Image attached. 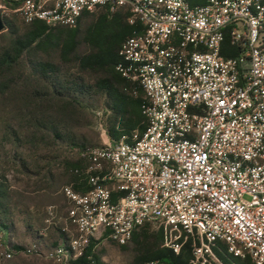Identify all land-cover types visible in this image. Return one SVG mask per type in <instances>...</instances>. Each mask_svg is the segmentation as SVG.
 <instances>
[{"label":"built area","instance_id":"2783aa9c","mask_svg":"<svg viewBox=\"0 0 264 264\" xmlns=\"http://www.w3.org/2000/svg\"><path fill=\"white\" fill-rule=\"evenodd\" d=\"M100 8L129 13L118 69L143 88L148 126L90 152L92 191L63 189L76 234L50 256L70 264L101 231L126 246L152 225L177 255L192 242L189 264H264V0H0L49 26Z\"/></svg>","mask_w":264,"mask_h":264},{"label":"trees","instance_id":"16d2710c","mask_svg":"<svg viewBox=\"0 0 264 264\" xmlns=\"http://www.w3.org/2000/svg\"><path fill=\"white\" fill-rule=\"evenodd\" d=\"M2 17L0 161L9 164L10 159L13 165L20 162L13 167L18 174L35 180L46 177L53 185L59 179L54 167L57 164L63 170V180L79 183L82 194L91 192L88 170L90 152L96 147L80 130L89 125L91 112H104L108 136L116 143L123 137L131 141L136 130L146 131L148 126L143 88L118 69L125 62L124 43L135 30L128 23L129 13L120 10L113 14L100 8L92 14L84 13L76 27L49 26L43 21L27 23L22 17L21 21L5 14ZM223 55H239L229 38L223 43ZM8 146L14 147L12 157L6 153ZM19 150H26L28 156ZM41 159L51 165H41ZM7 174V169L0 171V231L4 233L13 216V192ZM68 218L60 230L64 243L51 250L68 247L76 234L72 225L70 232L65 231ZM98 244L93 238L85 254L70 264H110ZM130 246L134 258L125 264H189L192 259L191 241L177 255L164 247L163 232L152 225L138 229L131 242L120 247L126 251ZM11 247L15 252L26 249ZM221 259L232 264L228 258Z\"/></svg>","mask_w":264,"mask_h":264},{"label":"crops","instance_id":"0c3cea01","mask_svg":"<svg viewBox=\"0 0 264 264\" xmlns=\"http://www.w3.org/2000/svg\"><path fill=\"white\" fill-rule=\"evenodd\" d=\"M144 132L143 128L136 130V133L142 134ZM109 140L110 145L116 144L110 137ZM121 141L131 142L125 137L119 142ZM27 180L28 182L24 183L23 186H12L13 216L6 224V234H9V237L17 238L19 242L27 241L29 243L39 244L42 249H52L57 245H62L64 243V238L60 232H56L55 229H50L46 234L42 233V231L48 228L46 225L49 217L47 211H51V213H49L53 214L61 225H64L69 217L72 204L65 195H62L60 189L63 186H72L76 192L81 193L79 192V183H69V178L67 181L66 178L64 180H57V183L54 185L51 184L46 177L37 180L32 177ZM110 187H112V185H110ZM119 196L120 193L115 191L114 200ZM8 227L10 228L8 229ZM19 229L22 230L20 234L18 232ZM136 232L137 230L135 233ZM14 233H18L19 235L14 236ZM94 239L98 241L100 249H102L101 244L104 241H109L107 239V233L104 231L99 232ZM13 246L20 245L13 244Z\"/></svg>","mask_w":264,"mask_h":264},{"label":"rangeland","instance_id":"374dc122","mask_svg":"<svg viewBox=\"0 0 264 264\" xmlns=\"http://www.w3.org/2000/svg\"><path fill=\"white\" fill-rule=\"evenodd\" d=\"M0 13L1 15L5 14L8 15L10 18L16 17V19L21 20V17L18 14L15 15L13 13H4L2 10H0ZM91 113L92 116L90 117L89 125L81 128V132L90 140V142L92 143L91 145L93 147H96V149L110 145V140L107 135V130L104 122L106 121V115L104 114V112ZM6 151V153H9L8 157H12L15 154L14 147L12 146H8ZM19 153H24L23 155L28 156L26 150H19ZM3 155H5V153H3ZM8 161L9 164L6 163L5 160L0 161V171L2 172L4 171V169H7V179L12 186H23L24 183L28 182V178L22 176L21 174H18L15 170H13V167L16 164L19 165L20 162H16V164L13 165L14 162H10V159ZM40 163L41 165H45L46 163L51 165V162H48V160L44 159H41ZM54 167H57L55 171L59 177L58 180H63L62 168H60V166L58 167L57 164H54ZM63 189L64 186L61 187L60 190L62 195H65ZM49 212L51 213V211H47L49 217L46 222L48 228L47 230L42 231V233L46 234L50 231V229H55L56 232H60L64 225H61V223L56 220V217L53 214H50ZM18 232L20 234L22 233V230L19 229ZM19 234L14 233V236ZM13 244H18L21 247H25L26 249L34 246L33 243H29L27 241L19 242L17 238L9 237V234L0 231V264H59L55 259L50 256V253L53 251L51 249H41V251H39L38 253L33 254H28L25 252V250H23L21 252H15L13 257L8 258L6 254L9 250L13 249L11 247ZM101 248L105 252V261L110 264H125L132 261V259L134 258V252L131 246L128 247V250L125 251L121 249V247L118 245H114L109 241H104L101 244Z\"/></svg>","mask_w":264,"mask_h":264},{"label":"water","instance_id":"95a60500","mask_svg":"<svg viewBox=\"0 0 264 264\" xmlns=\"http://www.w3.org/2000/svg\"><path fill=\"white\" fill-rule=\"evenodd\" d=\"M4 30H5V23H4L2 15L0 13V32H3Z\"/></svg>","mask_w":264,"mask_h":264}]
</instances>
